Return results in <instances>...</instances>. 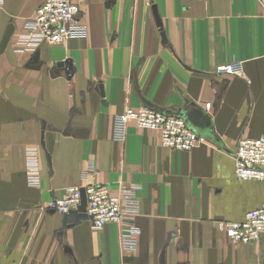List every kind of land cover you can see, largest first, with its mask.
Returning a JSON list of instances; mask_svg holds the SVG:
<instances>
[{
  "label": "crops",
  "instance_id": "0c3cea01",
  "mask_svg": "<svg viewBox=\"0 0 264 264\" xmlns=\"http://www.w3.org/2000/svg\"><path fill=\"white\" fill-rule=\"evenodd\" d=\"M45 1L0 4V42L12 26L0 55V264H264V236L233 243L217 228L264 204V182L234 175L238 141L264 137V0H70L87 37L25 51L19 36ZM235 62L241 75L216 74ZM144 106L205 143L165 149L133 123L115 140V117ZM90 184L135 188L136 251H122L116 225L94 231L46 208Z\"/></svg>",
  "mask_w": 264,
  "mask_h": 264
},
{
  "label": "built area",
  "instance_id": "2783aa9c",
  "mask_svg": "<svg viewBox=\"0 0 264 264\" xmlns=\"http://www.w3.org/2000/svg\"><path fill=\"white\" fill-rule=\"evenodd\" d=\"M2 0H0V4ZM79 8L70 0H46L35 11L33 19L25 26L18 43L25 51L38 49L41 45H61L69 40L87 37V28L79 21ZM264 17V10H263ZM242 73L239 62L220 66L218 75ZM210 104L205 105L209 110ZM133 123L140 129L157 131L160 146L179 152H189L205 143L203 137L194 133L186 121L177 115L166 114L149 107L127 108L114 119L113 137L123 141L126 127ZM26 173L31 186H39L38 157L35 149L26 150ZM234 175L239 181L264 182V137L240 139L234 155ZM81 191L85 196L86 221L94 231L104 226L116 225L120 230V248L124 252H134L137 248L139 229L135 225L138 201L135 188L121 190L119 194L102 185L70 187L61 198L48 202L46 208L61 214L67 220L70 214H79ZM71 218V219H70ZM217 228L233 243L253 244L264 236V204L246 213L238 222L220 221Z\"/></svg>",
  "mask_w": 264,
  "mask_h": 264
},
{
  "label": "water",
  "instance_id": "95a60500",
  "mask_svg": "<svg viewBox=\"0 0 264 264\" xmlns=\"http://www.w3.org/2000/svg\"><path fill=\"white\" fill-rule=\"evenodd\" d=\"M152 13L154 15V18L156 20V25L158 27L161 26V23H160V19H159V16H158V10H157V7L156 5H152ZM11 32H12V26H8L3 37H2V40L0 42V55L4 52L5 48L7 47V44L9 42V39H10V36H11ZM161 38H162V41L164 42L165 41V37H164V34L161 33ZM38 59H39V53L36 52L32 58L30 59L29 61V65H35L37 62H38ZM65 65L63 63L57 65V67L59 68H62L64 67ZM85 205H86V201H85V196H84V192L81 191V206L79 208V214H75V213H71L70 216L73 218L71 219L72 221L70 220H67L68 218L64 217V219L69 222L70 224H74V223H78L80 221H85L86 220V216L83 215V213L85 212Z\"/></svg>",
  "mask_w": 264,
  "mask_h": 264
}]
</instances>
